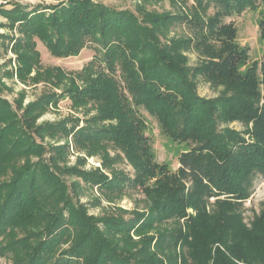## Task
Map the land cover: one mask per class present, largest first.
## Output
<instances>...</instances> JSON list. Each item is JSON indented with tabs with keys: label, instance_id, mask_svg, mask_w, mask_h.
<instances>
[{
	"label": "trees",
	"instance_id": "trees-1",
	"mask_svg": "<svg viewBox=\"0 0 264 264\" xmlns=\"http://www.w3.org/2000/svg\"><path fill=\"white\" fill-rule=\"evenodd\" d=\"M261 3L259 30L264 42V0ZM258 6V0H194L188 16H146L144 20L151 29L139 24L129 11L89 0H68L48 17L34 9L28 12V6L3 5L0 11L21 22L20 30L25 35L19 42L28 51L19 55L18 75L22 79L34 67L40 69L36 37L59 58L77 56L95 45V51L102 53L103 64L94 58L96 61L83 69V78L80 75L67 80L59 68H47L45 74H37L36 80L50 81L49 74L55 71L52 86H69L64 92L71 94L74 106L84 107L93 101L98 111L94 121L116 124L102 128L86 125L78 131V125L69 127L68 120L37 125L36 120L50 104L59 102L56 93L45 94L30 104L23 120L0 98V179L8 170L13 173L11 179L0 183V258L13 255L14 264H85L94 250L95 257L86 264L129 263L128 257L123 259L122 253L110 248L94 219L71 204L68 187L49 172L48 165L28 164L31 155L44 153L43 143L50 139L64 141L63 145L49 143L52 168L83 177L102 194L117 195L131 186L149 194L146 181L162 175L160 189L149 195L160 193L165 197L146 221L154 216L158 221L182 219L188 207L195 209L196 215L190 217L186 229L166 231L161 235L163 243L159 237L157 248L168 251L166 264H264V206L250 224L238 213L252 195L254 178H264V62L248 65L249 49L235 43L237 30L232 23H225V18L257 10ZM211 9L213 14L209 13ZM180 22L191 28V38L161 42L159 32L169 31L172 24ZM191 49L208 60L199 67H188L184 52ZM118 71L128 96L113 77ZM197 75L215 87L223 86L222 94L215 99L200 96L193 78ZM78 79L86 86L81 93L76 92L81 86ZM140 108L156 118L162 132L174 142L192 145L181 154L177 173L171 174L167 165L156 163L153 145L145 134L146 122L138 113ZM233 122H241L244 131L230 128ZM110 144L121 149L136 167L137 179L129 183V179H110L99 169L86 172L80 167L85 159L79 157V167L66 166L71 148L86 156L106 157ZM21 159L28 165L19 167ZM60 200L64 204L58 206ZM160 205L165 210L156 209ZM210 205L216 207L215 213L208 209ZM170 208L172 211L165 213ZM42 219L49 223L28 231ZM153 224L143 223L138 230L146 228L144 225L147 230ZM106 226L114 235L127 231L123 225L108 222ZM71 228L76 235H84L63 253L65 257H57L55 249L70 235ZM17 229H26L27 234L18 238Z\"/></svg>",
	"mask_w": 264,
	"mask_h": 264
},
{
	"label": "rangeland",
	"instance_id": "rangeland-1",
	"mask_svg": "<svg viewBox=\"0 0 264 264\" xmlns=\"http://www.w3.org/2000/svg\"><path fill=\"white\" fill-rule=\"evenodd\" d=\"M68 0H0V8L6 4H16L21 6H28L27 11L30 12L33 9L38 13L45 14L47 17L54 12L56 7H60L62 4H67ZM93 3L104 4L112 9L118 11H129L136 15L139 20V24L151 28L152 26L144 19L146 16L152 13L156 14H172L173 16H188V12L194 5V0H89ZM257 10H247L241 15H235L230 18H225V23H232L237 30L236 44L241 47L249 49L248 65H252L258 62L259 65L264 62V42L260 38L259 23L261 20V11H263V5L261 0H258ZM210 14L214 13V10L209 11ZM33 15L29 16L32 17ZM22 19H25L24 17ZM21 22L6 17L0 11V98L7 101L11 106L14 113H16L20 120L24 119V113L28 106L32 103L39 101L45 94L56 93L60 96L59 102H56V106L48 107V110L38 117L36 124L43 123L57 124L68 120V126H77L76 131L85 128L86 125L93 128L110 127L116 124V121H99L96 123L95 117L98 115L97 105L90 101L87 106L78 107L74 106L75 101L71 99V94L66 91L68 87L55 88L52 86L53 77L55 71L51 72L49 79L37 81L36 76L38 73H46L47 68H59L67 80L78 76H85L83 69L91 62L97 60L99 64H103L102 53H97L94 48L95 45L91 44L87 49H83L77 56H69L67 58H59L50 52V49L38 38H35L36 51L40 56V69L34 67L31 73L22 79L18 75V60L19 55L28 53L26 48L19 44L20 39L23 40L25 35L20 30ZM152 29V28H151ZM191 28L185 23H175L170 26L169 31L162 29L159 32L160 41L163 43L170 42L172 39H186L191 38ZM165 34V35H164ZM19 45V46H18ZM184 55L188 57V67L196 68L208 60L206 57L199 54L195 50L191 49L184 52ZM96 58V60H94ZM98 65V64H97ZM96 66V65H95ZM92 72V71H90ZM88 73V71L86 72ZM120 72L113 74L114 79L118 81L120 90L128 96V91L124 83V78L120 76ZM95 74H93V77ZM196 77V78H195ZM193 77L196 81L197 93L207 99H215L219 97L224 87L213 86L204 76L197 75ZM95 78V77H94ZM192 78V76H191ZM86 79V78H85ZM79 80V79H78ZM77 93L85 91L86 86L82 80H79ZM20 100V101H18ZM20 103V104H19ZM139 115L145 120L147 129L145 130L146 136H148L153 145L155 160L159 165H167L171 174L177 173L180 167L179 158L183 152H187L192 148V145L188 143L174 142L171 138L162 132L161 126L158 120L144 109L138 110ZM230 128L236 129L238 132L244 131V125L241 122H233L229 124ZM249 140V136H245ZM37 141L42 143L38 137ZM72 144V138H69ZM49 143L53 145H63L64 141H56L46 139L43 143V154L31 155L28 159H21L17 163L19 167L28 164L41 163L48 165L49 172L59 176L60 180L68 187L69 201L75 208H81L86 217H91L95 221V225L99 231L103 234L106 242L110 248L116 251L118 254L122 253L121 257H128V264H160V261H164L166 264V257L168 251L165 253V248H157L159 237H161L160 243H163V233L170 229H186L190 223L191 216L196 215V211L193 207H188L186 215L182 219L166 218L158 221V217L148 219L150 212L155 209L159 200L164 198L165 195L158 193L157 195L150 196L152 191L160 189L159 183L162 175L158 174L149 178L146 181V187L149 189V194L141 188H133L131 184H127L123 193L115 194H102L101 190L97 186H92L86 183L81 176H73L68 173L56 171L52 167V163L49 158L51 151ZM73 146V145H72ZM107 156L92 155L86 156L82 152H76L72 150L69 153L67 167H79L80 161L77 159L84 158L85 165L80 166L81 169L87 171H94L99 169L103 174L107 175L110 179L117 178L119 181L122 179H129V183L136 178V167L126 158L125 154L118 147L110 144L107 147ZM15 161L13 162V164ZM28 163V164H27ZM63 166V164H60ZM60 167V166H59ZM12 172L6 173V175L0 179L2 181H8L12 178ZM10 178V179H11ZM125 187V186H124ZM188 188V186H186ZM186 191V190H185ZM188 192V191H186ZM185 192V193H186ZM190 192V191H189ZM211 203H214L215 199H210ZM63 200L59 201V205H63ZM167 204V203H166ZM165 204V205H166ZM155 205V206H154ZM264 206V178L260 175L254 178V185L251 197L243 203V209L239 210L242 219L246 224H250L253 220L254 214H258L261 208ZM164 205L158 206L156 209L165 210ZM173 208V207H171ZM168 209L165 213H170L172 210ZM175 209V208H173ZM208 209L212 213L216 212L215 206H209ZM156 211V210H155ZM64 215L68 217V211H64ZM114 220V221H113ZM178 220V221H176ZM158 221V222H156ZM113 223L114 225H123L127 231L123 229V233H117L116 235L108 231L106 223ZM151 222L154 227H150L146 230L147 226L142 230L138 228L144 223ZM48 220H43L39 224H34L28 231H33L47 225ZM118 223V224H117ZM130 229V231H129ZM16 237H23L27 234L26 229H17ZM84 235V233L76 232L73 228L70 229V235L66 239L62 240L56 247V256L65 257L63 253L76 246L77 242ZM3 239V238H2ZM0 239V241L2 240ZM119 243L118 247L115 245ZM1 245V244H0ZM94 250L89 253V260H85V264L90 262L91 258L95 257ZM155 255V258L152 255ZM127 263V262H124ZM0 264H14L13 255L6 258H0Z\"/></svg>",
	"mask_w": 264,
	"mask_h": 264
}]
</instances>
